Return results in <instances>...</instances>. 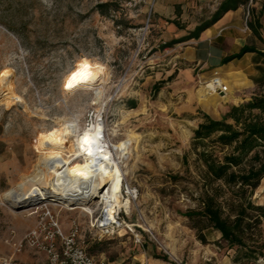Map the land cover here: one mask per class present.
Returning a JSON list of instances; mask_svg holds the SVG:
<instances>
[{
	"label": "rangeland",
	"instance_id": "obj_1",
	"mask_svg": "<svg viewBox=\"0 0 264 264\" xmlns=\"http://www.w3.org/2000/svg\"><path fill=\"white\" fill-rule=\"evenodd\" d=\"M157 2L0 0V76L10 72L15 93L23 98L10 107L0 103V257L17 253L6 243L8 236L17 243L36 223L31 208H12L3 198L37 174L45 158L40 137L74 118L89 127L100 110L107 137L115 144L129 141L120 164L127 183L138 190L130 216L136 228L94 239L90 216L81 207L53 206L65 229L79 219L87 250L120 264L141 256H153L152 264H258L255 258L237 261L236 248L217 239L213 229L201 232L204 222L185 214L200 206L204 184L194 130L205 113L221 118L259 86L234 88L224 75L231 86L227 100H203L198 89L212 76L201 81L196 70L181 71L184 44L166 33L164 21L171 19L160 21ZM104 3L109 6L101 8ZM210 10L207 18L214 14ZM179 23L189 32L195 21ZM85 64L107 72L101 99L93 89H65V79ZM252 200L264 205V180ZM262 226L264 237V221Z\"/></svg>",
	"mask_w": 264,
	"mask_h": 264
},
{
	"label": "trees",
	"instance_id": "obj_2",
	"mask_svg": "<svg viewBox=\"0 0 264 264\" xmlns=\"http://www.w3.org/2000/svg\"><path fill=\"white\" fill-rule=\"evenodd\" d=\"M241 2L248 0H224L185 39L198 36ZM107 6L108 3L100 5ZM248 51L254 50L243 47L238 56ZM258 86L259 91L247 102L232 105L222 118L205 113L193 137L204 184L200 206L185 215L204 222L201 232L213 229L221 233L220 241L237 249V261L264 256V205L252 200L264 178V79ZM200 238L207 240L202 233Z\"/></svg>",
	"mask_w": 264,
	"mask_h": 264
},
{
	"label": "bare ground",
	"instance_id": "obj_3",
	"mask_svg": "<svg viewBox=\"0 0 264 264\" xmlns=\"http://www.w3.org/2000/svg\"><path fill=\"white\" fill-rule=\"evenodd\" d=\"M87 66L91 76L75 84L72 89L66 87L65 89L70 92L78 88L93 89L98 96L97 99H101L107 72L100 65ZM84 70L81 67L78 71ZM73 74L65 79V85ZM211 86L202 85L198 89V94L203 100H208V96L227 100L228 93L221 95L211 90ZM230 88L228 83L229 91ZM18 101H23V98L15 93L10 72L6 71L0 76V103L10 107ZM101 113L100 110L97 111L89 127L83 128L80 120L74 118L66 120V123L61 124V127L52 134L41 136L39 148L45 153V158L38 163L37 174L20 182L18 189L11 188L6 191L3 199L12 208L22 205V210L29 209L27 208L29 205L50 196L60 200L67 207L72 201L77 205L75 208L86 207V201L96 196L100 197L106 185L112 182L113 191L110 197H113V202L106 203L108 215L112 217L113 211L123 205L132 210L134 201L125 200L118 194L121 189L122 175H124L120 158L128 154L129 141L113 143L106 135V125ZM85 135H88L91 140L89 145L83 144ZM88 151L92 153L90 156L87 154ZM104 157L108 159L105 160ZM77 158H81V166H77L79 163L76 162ZM80 173H83V176Z\"/></svg>",
	"mask_w": 264,
	"mask_h": 264
},
{
	"label": "crops",
	"instance_id": "obj_4",
	"mask_svg": "<svg viewBox=\"0 0 264 264\" xmlns=\"http://www.w3.org/2000/svg\"><path fill=\"white\" fill-rule=\"evenodd\" d=\"M223 1L158 0L157 10L160 13L161 22L164 19H171V21H164L166 33L171 38H181L179 42L184 44L179 56V62L183 65L182 72L191 73L192 70H196V76L202 81L203 78L209 79L214 71L218 70L223 77L226 75L234 88L243 87L251 91L264 79V56L262 54L264 53V0L241 2L225 12L220 19L201 31L198 36L185 39L203 20L209 19L206 15L211 12L210 9L215 12ZM212 2H217L218 5H212ZM177 5L182 7L179 12H176ZM166 12L172 13V17L166 18V15H169L164 14ZM180 19L195 21L194 25L187 28L189 32H184V27L179 23ZM243 47H251L254 51L238 56ZM250 98L251 96L246 99ZM218 234L217 239L220 240L221 233L218 232ZM14 240L12 236H8L6 243L13 246ZM11 255L24 264H33L43 256L36 255L31 249L20 253H13L10 250L1 256ZM137 260H147L150 264L154 262L153 256H141ZM255 260L258 264H264V256H259Z\"/></svg>",
	"mask_w": 264,
	"mask_h": 264
},
{
	"label": "built area",
	"instance_id": "obj_5",
	"mask_svg": "<svg viewBox=\"0 0 264 264\" xmlns=\"http://www.w3.org/2000/svg\"><path fill=\"white\" fill-rule=\"evenodd\" d=\"M206 85H212L211 90L221 95L229 91L228 85L225 84L224 78L218 70L214 71ZM112 191L113 183L109 182L96 201L91 202L86 207H81L84 213L90 216L88 231L94 239L114 235L122 228H127L132 232L136 228L130 219L132 210L124 205L114 210L112 217L108 215L106 203L113 202V197H110ZM118 194L125 200L135 201L138 190L127 183L125 175H122L121 189ZM53 206L67 209L75 208L51 202L32 207L30 210L37 213V220L35 225L17 243L13 244L17 253L31 249L36 255H43L33 264H114L105 257L96 258L92 255L87 250L85 241L81 239L83 226L80 220L72 219L69 229H65L58 213L53 210ZM0 264L24 263L11 255L0 257ZM127 264H146V261L136 260Z\"/></svg>",
	"mask_w": 264,
	"mask_h": 264
},
{
	"label": "snow or ice",
	"instance_id": "obj_6",
	"mask_svg": "<svg viewBox=\"0 0 264 264\" xmlns=\"http://www.w3.org/2000/svg\"><path fill=\"white\" fill-rule=\"evenodd\" d=\"M85 70L84 71H78V72H75L70 78L69 80L67 81L65 87L68 88V89H72L74 87L75 84H78L80 83L82 80H86L88 79L90 76H91V73L89 71H87V65H83L82 66ZM99 67V66H97ZM102 71V69H101ZM91 143V140L89 138L88 135H85L83 137V144L84 145H89ZM89 156L92 154L91 151H88L87 153ZM105 160H107L108 158L107 157H104ZM81 176H83V173H80ZM85 179H87V177H85Z\"/></svg>",
	"mask_w": 264,
	"mask_h": 264
},
{
	"label": "water",
	"instance_id": "obj_7",
	"mask_svg": "<svg viewBox=\"0 0 264 264\" xmlns=\"http://www.w3.org/2000/svg\"><path fill=\"white\" fill-rule=\"evenodd\" d=\"M97 198H98V197L96 196L95 198H93V199H91V200H89V201H86L85 205L90 204L93 200H96ZM47 202H51V203L56 202V203H59V204H63V205H64V203L61 202L60 200H57V199L51 198V196H50V197H48V198H46V199H45V198L39 199L38 201H36V202H34L33 204L29 205L27 208L36 207V206H38V205H41V204H43V203H47ZM68 206H70V207H75V206H77V205L75 204L74 201H72V202L69 203ZM15 208L18 209V210H22V209H23V206H22V205H19V206L15 207Z\"/></svg>",
	"mask_w": 264,
	"mask_h": 264
}]
</instances>
